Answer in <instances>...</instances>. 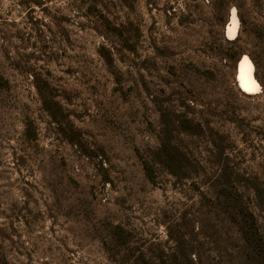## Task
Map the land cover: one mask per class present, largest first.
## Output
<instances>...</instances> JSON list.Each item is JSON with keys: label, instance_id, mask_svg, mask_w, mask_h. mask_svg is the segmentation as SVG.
Returning a JSON list of instances; mask_svg holds the SVG:
<instances>
[{"label": "rangeland", "instance_id": "374dc122", "mask_svg": "<svg viewBox=\"0 0 264 264\" xmlns=\"http://www.w3.org/2000/svg\"><path fill=\"white\" fill-rule=\"evenodd\" d=\"M185 117L173 176L154 152ZM244 232L264 242V0H0V264H165L178 240L239 264Z\"/></svg>", "mask_w": 264, "mask_h": 264}, {"label": "trees", "instance_id": "16d2710c", "mask_svg": "<svg viewBox=\"0 0 264 264\" xmlns=\"http://www.w3.org/2000/svg\"><path fill=\"white\" fill-rule=\"evenodd\" d=\"M189 122H191L190 118L185 117L184 119L179 121L178 125L176 123L175 125H173V127L167 128L165 130L166 136L161 135L159 137V147L157 151L154 152L156 162L162 165L165 170L173 176H180V170L185 166L188 157L184 152H181L177 148V146H175L174 142L170 140L168 134L171 129L176 130V132H185L192 134L191 130H189L191 129L189 128L191 127V124ZM195 125L198 127L200 126L199 123ZM145 169L147 173L150 174L149 167L145 166ZM111 234L115 239L117 238L118 240H121L119 238L122 237L123 229L115 225L112 228ZM242 239L244 241L245 250L243 253H241L239 264H264V242L258 239L256 236H250V234H247L246 232L242 234ZM116 243L121 244L120 242H117V240ZM176 247L177 249L170 252L168 260L165 261V264H195V261L191 257L190 252L186 251L183 248L182 241L178 240ZM138 257L140 258L139 261H144L145 263L143 256ZM135 261L136 263L139 262L137 261V258Z\"/></svg>", "mask_w": 264, "mask_h": 264}, {"label": "bare ground", "instance_id": "6f19581e", "mask_svg": "<svg viewBox=\"0 0 264 264\" xmlns=\"http://www.w3.org/2000/svg\"><path fill=\"white\" fill-rule=\"evenodd\" d=\"M234 31V26L228 29V32ZM238 84L244 91L255 90L258 84L251 75V63L245 57H242L239 61L238 74H237Z\"/></svg>", "mask_w": 264, "mask_h": 264}]
</instances>
